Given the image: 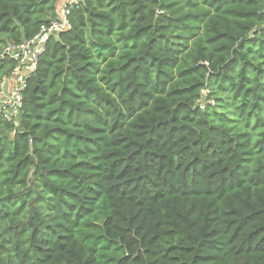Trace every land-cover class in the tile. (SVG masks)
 <instances>
[{
	"label": "trees",
	"instance_id": "trees-1",
	"mask_svg": "<svg viewBox=\"0 0 264 264\" xmlns=\"http://www.w3.org/2000/svg\"><path fill=\"white\" fill-rule=\"evenodd\" d=\"M61 3L0 0V80ZM67 20L0 121V264H264V0Z\"/></svg>",
	"mask_w": 264,
	"mask_h": 264
},
{
	"label": "built area",
	"instance_id": "built-area-1",
	"mask_svg": "<svg viewBox=\"0 0 264 264\" xmlns=\"http://www.w3.org/2000/svg\"><path fill=\"white\" fill-rule=\"evenodd\" d=\"M80 0H63L60 11L48 24L40 27L30 39L17 44H7L1 57H7L14 62L13 69L0 80V121L18 126L22 106V93L26 81L36 69L37 61L44 52L45 44L51 37L56 38L61 32L69 29L67 16L70 8ZM198 106L213 105L214 100L207 88L200 91Z\"/></svg>",
	"mask_w": 264,
	"mask_h": 264
},
{
	"label": "water",
	"instance_id": "water-1",
	"mask_svg": "<svg viewBox=\"0 0 264 264\" xmlns=\"http://www.w3.org/2000/svg\"><path fill=\"white\" fill-rule=\"evenodd\" d=\"M261 30H264V26L263 27H258L255 31H261ZM252 32H250V35H251Z\"/></svg>",
	"mask_w": 264,
	"mask_h": 264
},
{
	"label": "crops",
	"instance_id": "crops-1",
	"mask_svg": "<svg viewBox=\"0 0 264 264\" xmlns=\"http://www.w3.org/2000/svg\"><path fill=\"white\" fill-rule=\"evenodd\" d=\"M63 1V0H62Z\"/></svg>",
	"mask_w": 264,
	"mask_h": 264
}]
</instances>
